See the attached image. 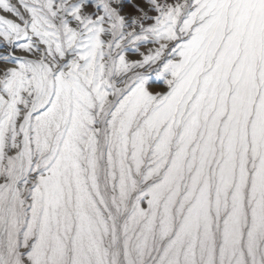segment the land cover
<instances>
[{"label": "snow or ice", "instance_id": "obj_1", "mask_svg": "<svg viewBox=\"0 0 264 264\" xmlns=\"http://www.w3.org/2000/svg\"><path fill=\"white\" fill-rule=\"evenodd\" d=\"M0 264H264V0H0Z\"/></svg>", "mask_w": 264, "mask_h": 264}]
</instances>
